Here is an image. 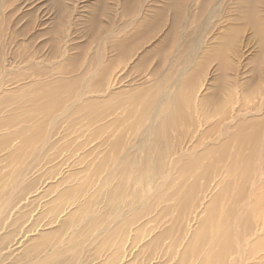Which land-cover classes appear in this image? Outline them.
<instances>
[{
	"label": "bare ground",
	"instance_id": "bare-ground-1",
	"mask_svg": "<svg viewBox=\"0 0 264 264\" xmlns=\"http://www.w3.org/2000/svg\"><path fill=\"white\" fill-rule=\"evenodd\" d=\"M243 1L251 5L245 18L254 25L264 51V30L252 6L263 0ZM175 2L167 8L177 10ZM197 28L204 33L203 25ZM135 40L133 33L124 37L115 47L119 57L126 56ZM199 40L191 44L177 73L169 67L166 77L154 74L156 101H114L103 95L110 87L104 75L78 92L63 90L60 82L36 85L17 101L4 117L6 134L0 138L9 169L0 176V191L12 181V193L0 204V232L10 226L4 223L6 214L25 200L24 192L35 194L31 202L44 200L47 220L40 227L22 229L21 216L11 223L13 230L1 233V249L17 252L10 264H264V141L258 126L240 123V136L232 145L228 139L212 147H184L197 128L194 116L226 121L248 104L247 97L237 103L230 96L221 100L217 93L194 101L193 83L183 82L182 76ZM228 47L227 42L218 46L220 60ZM78 80L71 79L70 86L75 89ZM100 96L103 100L98 101ZM224 104L229 105L227 114ZM51 117L59 130V147H47V154L43 147L32 146H40L44 120ZM215 129L214 124L210 130ZM94 140L99 141V156L85 149ZM43 151L44 164L66 153L65 160L73 159L71 168L63 176L54 170L45 173L59 176L48 190L31 192V184L18 190L22 173L14 174L13 168L27 153L39 157Z\"/></svg>",
	"mask_w": 264,
	"mask_h": 264
},
{
	"label": "rangeland",
	"instance_id": "rangeland-1",
	"mask_svg": "<svg viewBox=\"0 0 264 264\" xmlns=\"http://www.w3.org/2000/svg\"><path fill=\"white\" fill-rule=\"evenodd\" d=\"M174 2L178 5L177 10L167 8ZM250 6L243 0L0 1V138L6 134L4 117L7 118L23 94L32 91L36 85L50 86L60 82L64 85L63 90L78 92L82 86L96 83L99 76L104 75L110 87L105 92L102 89L103 95L109 94L114 101L123 103L130 102V99L142 103L151 101L157 90L155 75L166 77L169 67H172L169 72L177 73L191 44L200 39L202 42L193 62L182 76L183 82L193 83L194 101L205 100L212 93H217L222 99L228 96L236 100L247 97L248 104L241 114L231 112L226 121L214 115L207 119L194 116L197 128L184 142V147H188L187 150L190 147H212L228 139L232 145L240 136L237 133L240 123L256 124L259 139L264 141V51L259 48L254 25L245 18ZM252 6L253 16L264 30V0ZM199 25L205 27L203 34L197 30ZM146 28H149L148 32H144ZM129 33L136 36V42L133 47L127 48L126 56L119 57L115 47ZM228 36H231L230 41ZM225 42L229 47L222 61L215 51ZM76 77L79 80L74 89L70 80ZM183 86L185 90L188 85ZM93 95L99 94L93 92ZM101 100L103 96L98 101ZM228 107L223 105L226 114L230 111ZM53 119L44 120L43 140L39 142L40 146L35 144L32 147H43L46 152L47 147L58 146L59 130H56L57 124H52ZM214 124L216 129L212 131L210 128ZM250 129L245 132L249 134ZM16 142L15 145L18 144ZM74 142L77 143V140ZM98 142L94 140L86 146L90 156H99L100 151L95 148ZM6 151L0 149V176L9 171L4 160ZM44 151L39 157L34 152L27 153L13 168L14 174L22 173L23 183L18 190L29 184L32 185L31 192L36 188L48 190L56 177L67 174L71 168L73 159L65 160V152L54 157L53 162L44 164ZM50 153L47 150V154ZM53 170L59 176H45ZM11 186L12 181H9L0 191V204H4L12 193ZM34 197L35 194L30 191L24 192L25 200L7 212L6 226H11L21 216L25 217L21 220L22 229L26 225L28 228L45 224L47 208H41L44 200L31 202ZM10 226L0 235L13 230ZM16 255L17 252L0 247V264L12 263ZM10 256L15 257L12 259Z\"/></svg>",
	"mask_w": 264,
	"mask_h": 264
}]
</instances>
